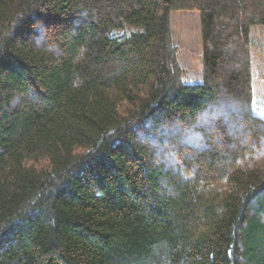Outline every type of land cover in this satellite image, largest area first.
<instances>
[{
	"label": "trees",
	"instance_id": "1",
	"mask_svg": "<svg viewBox=\"0 0 264 264\" xmlns=\"http://www.w3.org/2000/svg\"><path fill=\"white\" fill-rule=\"evenodd\" d=\"M254 26L264 0H0V264H264Z\"/></svg>",
	"mask_w": 264,
	"mask_h": 264
},
{
	"label": "rangeland",
	"instance_id": "2",
	"mask_svg": "<svg viewBox=\"0 0 264 264\" xmlns=\"http://www.w3.org/2000/svg\"><path fill=\"white\" fill-rule=\"evenodd\" d=\"M171 30L179 48V58L186 67L188 82L202 77V26L198 10L178 9L170 13ZM252 56L254 68V108L264 118V26L252 28Z\"/></svg>",
	"mask_w": 264,
	"mask_h": 264
}]
</instances>
